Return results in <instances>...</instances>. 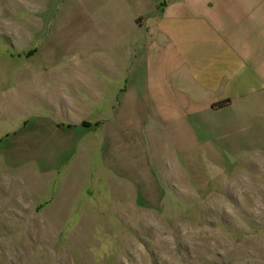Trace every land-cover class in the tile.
Wrapping results in <instances>:
<instances>
[{
  "label": "rangeland",
  "instance_id": "obj_1",
  "mask_svg": "<svg viewBox=\"0 0 264 264\" xmlns=\"http://www.w3.org/2000/svg\"><path fill=\"white\" fill-rule=\"evenodd\" d=\"M5 4L0 264H264V145L199 137L186 152L144 130L136 172L110 175L103 126L52 124L5 38L23 42L15 29L32 28L31 10L15 18Z\"/></svg>",
  "mask_w": 264,
  "mask_h": 264
},
{
  "label": "crops",
  "instance_id": "obj_2",
  "mask_svg": "<svg viewBox=\"0 0 264 264\" xmlns=\"http://www.w3.org/2000/svg\"><path fill=\"white\" fill-rule=\"evenodd\" d=\"M0 1L31 10L23 42L5 38L52 124L103 126L110 175L136 172L144 130L186 152L199 137L264 145V0Z\"/></svg>",
  "mask_w": 264,
  "mask_h": 264
}]
</instances>
